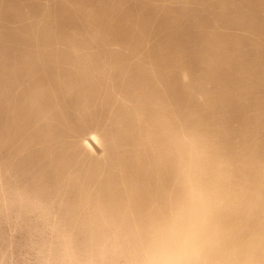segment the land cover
I'll use <instances>...</instances> for the list:
<instances>
[{
  "label": "rangeland",
  "instance_id": "1",
  "mask_svg": "<svg viewBox=\"0 0 264 264\" xmlns=\"http://www.w3.org/2000/svg\"><path fill=\"white\" fill-rule=\"evenodd\" d=\"M264 264V0H0V264Z\"/></svg>",
  "mask_w": 264,
  "mask_h": 264
},
{
  "label": "bare ground",
  "instance_id": "2",
  "mask_svg": "<svg viewBox=\"0 0 264 264\" xmlns=\"http://www.w3.org/2000/svg\"><path fill=\"white\" fill-rule=\"evenodd\" d=\"M168 254H161L160 256H158V258H159V263L158 264H165V262H166V260H169L170 259V257L169 256H167Z\"/></svg>",
  "mask_w": 264,
  "mask_h": 264
}]
</instances>
